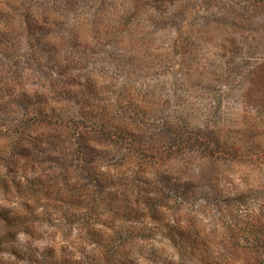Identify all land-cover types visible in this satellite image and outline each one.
Wrapping results in <instances>:
<instances>
[{"label": "clouds", "instance_id": "clouds-1", "mask_svg": "<svg viewBox=\"0 0 264 264\" xmlns=\"http://www.w3.org/2000/svg\"><path fill=\"white\" fill-rule=\"evenodd\" d=\"M0 264H264V0H0Z\"/></svg>", "mask_w": 264, "mask_h": 264}]
</instances>
